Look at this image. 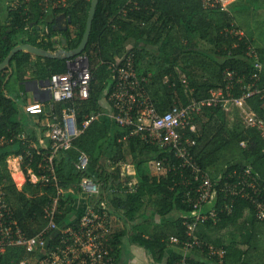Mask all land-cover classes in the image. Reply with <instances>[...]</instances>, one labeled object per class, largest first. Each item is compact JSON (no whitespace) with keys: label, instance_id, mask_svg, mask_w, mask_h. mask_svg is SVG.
Returning a JSON list of instances; mask_svg holds the SVG:
<instances>
[{"label":"trees","instance_id":"16d2710c","mask_svg":"<svg viewBox=\"0 0 264 264\" xmlns=\"http://www.w3.org/2000/svg\"><path fill=\"white\" fill-rule=\"evenodd\" d=\"M41 1L17 0L19 6L16 11L11 12L10 16L0 17V64L15 47L24 44L56 50L54 42L46 41L40 34L28 29L33 17H41ZM258 1L251 5L248 0H234L226 9H222L206 8L199 0H99L90 40L84 51L89 57L93 74L92 95L89 100L76 104L79 123L106 110L100 101L108 86L113 85L114 76L107 63L102 61L118 62L128 54L135 55L138 73L149 78L146 87L161 113L167 111L174 101L186 105L189 99L209 97L212 90H223L230 83L233 84L230 89L235 96H242L237 82L242 77L247 85L260 91L259 95L248 101L263 116L264 32L256 33L255 36L248 23L239 21L241 14L247 19L255 13L259 17ZM67 3V7L61 4L52 10L51 22H42L50 24L51 33L54 34L53 24L57 15L66 14L70 21L63 35L71 38V29L78 35L77 41H68L67 48L73 50L83 40L92 0H67ZM48 36L53 37L50 33ZM182 36L188 39L186 45L180 39ZM191 37L195 43L191 42ZM200 40L213 47L210 50L214 56L199 49ZM130 43L133 45L128 48ZM156 51L162 52L165 57L159 63V69H153L149 62L150 66L144 65L146 54L153 55ZM215 56L220 57V60ZM29 65L35 67L34 79L45 80L54 73L64 72L66 60L19 51L0 74V137L7 138V142L0 146V187L5 191L14 219L28 235L39 233L48 223L46 210L51 208V202L60 188L64 191L63 204L56 213L55 221L62 229L76 223L86 212L89 200L69 199L66 192L80 193L82 178L85 175L95 176L103 188L101 201L107 204L102 206L100 202L101 212L110 210L112 215L116 214L123 220L124 228L115 232L113 230L110 234L116 260L126 256V247L133 244L144 247L159 264L163 261L175 264L181 255L170 247L167 239L171 235H183V217L173 221L175 231L167 235L158 232L152 234L151 226L136 223L137 214L142 213L150 204L155 207L158 216H167L174 211L185 216L193 210L186 202L185 194L189 187L182 183L179 171H170L161 176L152 172L151 163L155 160L167 157L179 162L174 153L164 152L159 146L143 141L140 135L131 134L130 128L121 127L116 122L110 126V121L101 116L93 120L74 141L73 149L59 153L54 158L56 179L52 178L39 168L43 156L32 146L38 137L35 132L27 130L28 125L24 122L29 116H35L28 113L24 106L28 98L26 89L22 86L19 93L12 95L7 88L10 80L18 78ZM227 70L236 73L232 82L225 79ZM185 78L188 86L183 84ZM109 94L107 91L106 97L109 98ZM62 110V104L55 105L54 111L57 114L61 115ZM31 121L34 122L33 118ZM197 121L201 135H192L196 145L191 146L190 150L204 172H208L215 181L222 176L226 181L230 171L251 167L257 179L264 183V137L261 131L256 127H245L238 110H225L220 106L206 107ZM25 130L26 138L22 139L20 135ZM227 150L239 151L238 157L225 159L223 153ZM79 151L87 152L91 158L86 174L79 172L75 166ZM43 152L50 153V146ZM129 154L137 169L136 178L128 177L122 164V160ZM12 156L23 157L21 166L25 181L20 188L15 184L8 167V159ZM30 169L38 177L48 174L50 179L33 183L28 174ZM113 189L119 190L123 196H111ZM192 191L194 193L195 189ZM228 201V198L219 194L218 200L214 202V206L220 210L218 226H204L203 238L219 246L222 241L214 236L222 230L227 233L235 227L249 229L251 235L246 242L235 240L233 245H228V263L251 262L249 254L255 253L257 263L264 264V250L256 247L264 234V220L256 219L252 213L254 207L251 209L242 198H236L233 211L229 213L224 210ZM48 235L57 236L55 241L61 238L59 229ZM147 235L150 237L147 238ZM26 257L22 248H8L0 254V264H17ZM31 259V264H36L37 255H32ZM189 260L199 264L195 258Z\"/></svg>","mask_w":264,"mask_h":264},{"label":"built area","instance_id":"2783aa9c","mask_svg":"<svg viewBox=\"0 0 264 264\" xmlns=\"http://www.w3.org/2000/svg\"><path fill=\"white\" fill-rule=\"evenodd\" d=\"M49 1L51 0H42L41 6L47 7ZM199 1L206 8L221 7L222 9H226L232 3H226L225 0ZM125 13H127L126 10ZM65 60L64 72L54 73L48 79L35 82L43 100L51 101L53 119V122L49 124L48 133L51 141L50 153L37 152L43 156L39 168L49 173L54 179H56L54 158L59 153L73 149L74 141L85 132L93 120L101 116V113H98L79 123L76 104L89 100L92 95L91 64L89 57L84 53L65 58ZM102 63H107L114 76L108 98L113 110L111 118L119 126L130 128L131 134L140 135L143 141L159 146L164 152L170 154L173 152L179 162L171 161L167 157L155 160L151 163L153 172L161 176L170 171H179L182 175V183L189 187L185 194L186 202L193 210L183 217V235H171L167 239L170 247L181 255L175 264H193L190 258H195L199 264H230L228 263L230 253L228 245L220 243L218 246L204 239L203 227L218 226L220 210L214 206V202L218 200L219 194L229 199L224 205V210L232 212L236 198H242L249 203L251 209L252 206L254 207L252 213L255 218L263 221L264 183L257 179L251 167L230 171L226 175V181L223 180V176L217 181L213 180L208 172L200 168L195 156L192 155L191 146L196 145L192 135H201L197 118L203 110L206 107L220 106L225 110H238L245 127H256L264 137V115L256 112L248 101L249 98L259 95L260 91L253 89V86L247 85L244 79L239 77L237 82L240 84L242 96H235L230 89L233 88V84L230 83L225 86L226 90H212L209 97L200 100L191 98L186 105L174 101L167 111L161 113L146 87L149 78L141 76L135 67L134 54H128L118 62L102 61ZM235 76L234 71L225 72L227 81L232 82ZM183 84L189 85L187 78L183 79ZM262 101L261 107L264 109V97ZM56 104L63 105L61 115H57L54 111ZM26 111L38 116L46 113L44 105L36 101L29 103ZM20 138L25 139L26 136L22 134ZM6 142V137H0V146ZM19 159L20 162L23 161L22 156H19ZM90 163L91 158L87 152L79 151L75 160L76 169L86 174ZM28 174L36 179L33 183L50 179L48 174L38 177L31 169ZM79 188L80 194L89 200V204L84 215L76 223L63 229L58 227L55 216L62 207L64 193L58 188L51 202V208L46 210L47 225L39 233L30 236L14 219L5 191L0 187V254L5 253L8 248H22L27 257L17 264H31V256L35 254L37 255L36 264H120L114 257L110 240V234L113 232L112 212H109L110 210L101 212L100 209L106 204L105 201H101L102 184L95 176L85 175ZM192 189H195L194 193ZM118 193L121 192L113 189L110 194L113 196ZM94 198H99V202L93 203ZM58 229L61 238L55 241L57 236H50L48 233ZM222 233L225 232L222 230ZM214 237L217 239L218 235ZM239 264L258 263L242 261Z\"/></svg>","mask_w":264,"mask_h":264},{"label":"rangeland","instance_id":"374dc122","mask_svg":"<svg viewBox=\"0 0 264 264\" xmlns=\"http://www.w3.org/2000/svg\"><path fill=\"white\" fill-rule=\"evenodd\" d=\"M226 3H229V2H233L234 0H225ZM256 0H248V2L252 5V3H254ZM60 2V3H59ZM61 4H65V6L67 7L68 3H67V0H59V1H54V0H51L48 2V6L45 7V6H41V17H38L37 19L35 17L32 18V21L30 22V25H29V30L33 33H38L40 34L41 37H44V39L46 41L50 40L52 42H54L55 46H56V50L57 49H60L59 45L61 46L62 49H68L67 46H68V41L70 40L71 42L73 41H77L78 39V35L76 33L75 30H72L71 29V38H66L65 35H63V31L65 29L68 28V24H69V21L70 19L67 17L66 14H58L57 15V18H56V21L54 22L53 24V29H54V34L51 33V30H50V24L47 25L46 23H49L52 21V10L55 9L56 7H58L59 5ZM258 6H262V7H259L258 10L260 11V13H258V16L257 17V13H255V15L253 14V17L249 16V19H247V17H245L244 15L241 14V17H239V21L242 23L245 22V23H248V25L251 27V30H253V33H255V36L256 33H259V32H264V25L262 22H264V0H259L258 1ZM19 5H17V0H0V17H3V16H10L11 15V12L13 11H16L17 7ZM55 7V8H54ZM70 7V5H69ZM68 7V8H69ZM46 15V16H45ZM244 18L246 20H244ZM260 19V20H258ZM46 23H44V22ZM32 27V28H31ZM261 28V29H258V28ZM261 30V31H260ZM52 34L53 37H49L48 34ZM260 34V33H259ZM183 42L184 45L187 44V38H184L183 36L180 38ZM191 42L192 43H195V39H193V37H191ZM132 43L129 44V47L128 48H131ZM211 45L208 43V42H205V41H202L200 40L199 41V49H201L202 51H206L208 53H210L212 56H214V53L210 50L211 49ZM213 48V47H212ZM70 50V49H68ZM84 53V52H83ZM216 59L220 60V57L218 56H215ZM164 54L160 51H156L155 54H146L145 56V60L143 63H145L144 65H146L147 67L150 66L148 65V62L152 65L153 69L154 68H157L159 69V63L161 61H164ZM214 67L211 68V70L213 69ZM215 69L217 70V68L215 67ZM35 67L34 65H29L27 66L24 71L19 75V77L16 79V78H13V80L11 81V83L9 84V88H11L10 92L14 95L17 94L16 91H13L15 88H16V83H17V80L19 81H22V82H25V81H31L32 84H34L35 86V82H36V79H34V75H35ZM35 81V82H34ZM29 84L31 87H32V84ZM214 91H217V90H214ZM105 105V104H104ZM107 111V110H105ZM113 111L111 109V107H109V110H108V113ZM234 112V111H233ZM107 113V112H104V114ZM107 113V115H108ZM232 117V115H230V118ZM25 124H33L34 122L31 121L29 122L28 118L25 119ZM224 154V158L225 159H231L235 156L238 157V154H239V151L237 152H230L229 150L225 151ZM129 156V155H128ZM10 160V159H8ZM20 162V161H19ZM22 163V161L20 162ZM150 166V164H149ZM227 166V165H226ZM8 167H9V170L11 171V175H12V178L15 182V184L17 185L18 188H20L23 184H24V181H25V174L23 175V173H21L22 175V179L20 181H18L16 178H15V175H14V169L12 168V164L10 161H8ZM152 172H153V168H152ZM13 173V174H12ZM155 173V172H153ZM31 176V179H32V182L33 181H36V179H34V176L33 175H30ZM121 193H118V195H120ZM66 196L67 198L69 199H72V200H81L84 198L83 195H81L80 193H75V192H70V191H67L66 192ZM93 203H97L99 202V198H94L92 200ZM150 206H153L152 204H150ZM150 206H147L144 210H142V213L140 214H137V219L139 221H143L144 220V217L145 216V210L150 207ZM154 210H155V207H154ZM178 217V216H177ZM177 217H175L177 219ZM147 224V223H145ZM167 228H164V231L163 232H160L159 230V233L163 234V235H167V234H172L174 231H175V227L173 225H166ZM123 228V223L120 222V220H118V218H113V230L114 232L116 230H120ZM157 230V227L156 229L155 228H151L150 231L151 233L155 232ZM223 232L225 233H218L216 235H218V238L217 239H221V241L229 246L233 245L235 243V240H238V241H241L243 240L244 242H246L249 238H250V235H251V232L249 229L247 230H244L243 228H240V227H235V229L229 231L226 233V231L223 230ZM221 236V237H220ZM126 241V240H125ZM259 249H262L264 250V234L261 235L258 243L256 244ZM130 251V247H126V254H128V252ZM144 255V254H143ZM250 255V258L252 259L251 262H256L257 263V257L255 256V253H251L249 254ZM148 256V255H147ZM125 258H128V256H126ZM130 259V258H129ZM129 259H126V260H129ZM151 264H159L158 262H156L155 258L151 255H149L147 258H146ZM133 261H134V264H137L136 263V259L133 258ZM127 262V261H126Z\"/></svg>","mask_w":264,"mask_h":264},{"label":"crops","instance_id":"0c3cea01","mask_svg":"<svg viewBox=\"0 0 264 264\" xmlns=\"http://www.w3.org/2000/svg\"><path fill=\"white\" fill-rule=\"evenodd\" d=\"M259 7H262V6L259 5ZM59 47H60V49H62L60 45H59ZM15 78L17 79V77H15ZM12 80H10L9 84L11 83ZM30 83H31V81H29V80L28 81H25V82H22L20 80L19 81L17 80L16 88L14 90H12V92L13 91H16L17 93H19V90L21 89V87L24 86L25 89H26V92H27V97H28L27 100L24 103V106L25 107L29 103H32V102H35V101L36 102H41L44 105L46 113L44 115H41L43 117L40 118L38 115H35L34 117H30L29 116V119H28L29 122H31V119L33 118L34 123L33 124L29 123L28 126H27V130L30 129L31 131L35 132L36 135H37V137H38L37 141L35 140V142L32 145L33 148L36 149L37 152L38 151L43 152L44 149H47L51 145V141H50V139L48 137L49 124H51L53 122V119L51 117L52 111H51V108H50L51 101L49 99H46V100L44 99L43 100V96L37 90L36 86H34V84L31 83L32 84V87H31L29 85ZM9 84L7 85V88L10 91L11 88H9ZM110 87H111V84L108 86V89H106V91H105L106 94L102 96L101 101H100L101 104L103 105L104 109L107 110V111H105L107 113H108L110 104L108 102V97H106V96H107V91H109V88ZM12 95H14V94H12ZM107 113L104 114V112H102L101 113V116H104V119L110 121L109 124L111 126V124L113 122L115 123V121L113 120V118H111L113 113H112V111L109 112L108 115H107ZM57 115H59V114H57ZM112 131H114V130H112ZM22 134H24L26 136V134H27L26 130ZM27 137H28V135H27ZM9 159L10 160H8V161H11L13 159H18L19 169L21 170V173H24L23 172V169H22V166H21V163L19 162L20 161L19 157L12 156ZM122 162H123L122 164H124L125 169H126V175L128 177L136 178V170L137 169L135 167V164H134V161H133L132 156L131 155L130 156L127 155V158L123 159ZM120 195L123 196V194H120ZM143 213H145V216H146V217H144V220L143 221H139L138 219H136V223L137 224L139 223L140 225H143V226L144 225L145 226L148 225V226H151L152 228H155V229L157 227V230L155 232H158V233H159V230H160V232H163L164 231V228H167L166 225H169V226L172 225L173 224V221L176 220L175 217H177V216L178 217H181V216L184 217V214H182L179 211H174V212L168 214L167 216H158L156 214V210H154V206L148 207L145 210V212H143ZM112 217L114 219L115 218H118V220H120V222L123 223V220L121 218H119L116 214L115 215H112ZM145 223H147V224H145ZM155 232H153V233H155ZM161 235H163V234H161ZM149 237H150V235H147V238H149ZM124 252H126V251H124ZM147 255L149 256V253L147 252V250L144 247H140V246H137V245H133L132 244L130 246V251L128 252V254H126V256H128V258H125L126 256L124 255V256H121L120 260H117V261L120 264H134V261H133V258H134V259L137 260L136 261L137 264H151L146 259L148 257ZM126 259H129V260H126ZM160 264H166V261H163Z\"/></svg>","mask_w":264,"mask_h":264},{"label":"water","instance_id":"95a60500","mask_svg":"<svg viewBox=\"0 0 264 264\" xmlns=\"http://www.w3.org/2000/svg\"><path fill=\"white\" fill-rule=\"evenodd\" d=\"M98 5H99V0H92L91 9H90L88 20H87V28H86L81 44L76 49L74 50L57 49L55 51H50V50H45L40 47L33 46L31 44L20 45V46L15 47L11 51L9 56L0 64V74L10 65L12 58L19 51H28L37 56H43V57H48V58H60V59L70 58L75 55H79L83 53L85 49L87 48V45L90 40V36L92 33V28H93V22H94V18L97 12Z\"/></svg>","mask_w":264,"mask_h":264},{"label":"bare ground","instance_id":"6f19581e","mask_svg":"<svg viewBox=\"0 0 264 264\" xmlns=\"http://www.w3.org/2000/svg\"><path fill=\"white\" fill-rule=\"evenodd\" d=\"M10 162L12 164V168L14 169L15 178L18 181H20L22 179V175H21V170L19 169V166H18V159H13Z\"/></svg>","mask_w":264,"mask_h":264},{"label":"clouds","instance_id":"9594fccd","mask_svg":"<svg viewBox=\"0 0 264 264\" xmlns=\"http://www.w3.org/2000/svg\"><path fill=\"white\" fill-rule=\"evenodd\" d=\"M223 243V242H222Z\"/></svg>","mask_w":264,"mask_h":264}]
</instances>
